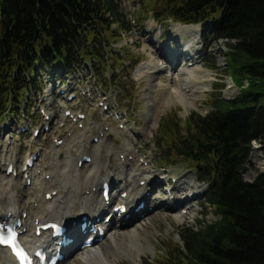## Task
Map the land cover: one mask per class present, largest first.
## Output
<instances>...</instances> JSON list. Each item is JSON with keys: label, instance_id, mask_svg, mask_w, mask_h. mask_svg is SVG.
I'll use <instances>...</instances> for the list:
<instances>
[{"label": "trees", "instance_id": "trees-1", "mask_svg": "<svg viewBox=\"0 0 264 264\" xmlns=\"http://www.w3.org/2000/svg\"><path fill=\"white\" fill-rule=\"evenodd\" d=\"M142 1L140 20L151 13L158 23L210 24L238 90L224 99L215 84L204 116L191 113L183 125L167 117L159 126L165 162L184 161L207 185L214 216L182 228L162 264H264V171L242 179L252 142L264 156V0ZM130 28L116 0H0V121L31 104L40 68L96 61L106 70L112 41Z\"/></svg>", "mask_w": 264, "mask_h": 264}, {"label": "rangeland", "instance_id": "rangeland-1", "mask_svg": "<svg viewBox=\"0 0 264 264\" xmlns=\"http://www.w3.org/2000/svg\"><path fill=\"white\" fill-rule=\"evenodd\" d=\"M116 1L120 12L130 22L131 30L126 34H122L118 42L112 41V52L106 57L108 63L106 70L101 71L102 68L96 64V61H93L94 67L92 64H88V67L92 71L95 69L98 73L101 72L99 73L101 77L96 75V71H93L92 76L88 69L85 73L84 66H81L76 71V73L79 72L78 77L86 85L93 87L94 93L92 97L97 98L94 101L90 98L85 101L80 100L78 104L76 101L72 103L75 107L74 111H81L85 114V120L79 121V123H82V128H78L77 124L72 122L70 118L62 117L63 109L71 108L72 104L67 105L64 101L60 100L56 104L50 103L48 105L49 110H47L42 97H40L42 101L36 99L34 103L30 100V105H25L24 103V108L18 113L20 115L18 123H16V117L10 119L6 116V118L4 117L0 121V160L3 159V168L7 165V159L10 154L17 155L16 165L20 167L28 155L38 151L40 155L34 163L35 167L40 168L42 174L47 172L43 176L55 182L57 178L60 179L61 177L60 172L64 170L65 159H76L83 153L90 155L89 150H94L100 151L97 155L95 153V156L98 157L97 159H99L98 162L100 164L105 165L102 167L103 165L101 164L100 170L102 174L100 175L99 182L104 179L102 177H108V173H111V179L113 175H120L117 169L119 163L123 162V158L128 159L129 162L133 160L137 166L148 168L150 172H156L157 177H161L160 179H173V181H169L170 188L175 185L174 180L177 179L183 185H186L192 179L197 181L198 176L188 168V165L184 161L176 160L174 164H167L165 162L166 158L164 157L169 153V149L165 147L163 142H161V147H157L158 131L160 124L167 117H171L183 125L191 113L204 116L209 110V96L215 84L223 85L222 97L224 99L233 98L238 94L237 88L232 84L230 85L229 78L225 76L224 46L221 43L212 42L213 34L209 31L210 24L206 27L205 33H202L200 28V41H198L197 45L203 51L201 65L205 70L201 68L197 71L201 75V73H206V70H208L214 75V79L211 83L207 84L205 89L208 91L193 102L190 101L188 106H183L178 101L174 104L166 103V101H169L166 100L167 90L171 91L172 95L175 96L174 94L179 93L182 88L178 85L177 78L173 73L174 69L166 61L168 60V56L166 58L160 57L157 48L163 50V45L168 44L171 46L170 50H175V46L178 44L182 46L189 41L188 44L192 45L195 41L188 39L187 35L182 36L175 33L171 29V25L174 23L169 24L170 20L167 23H158L153 19V14L151 13L146 17L147 19L145 18V21L144 18L140 20L142 0ZM112 29H115V26ZM151 58L158 59L157 61L165 67L162 72L150 79V82L152 80V84L159 83L158 87L154 90L150 87V82H136V70L140 65L148 63ZM209 78L210 80L212 79L211 77ZM41 80L44 79L41 78ZM157 90L166 91L160 97H156L153 95V91L157 94ZM50 98L54 99V95H51ZM99 102L107 105L105 112H102V109L98 107ZM41 107L46 109L50 120L45 121L43 117H40V125L42 127L48 126V130H41L40 135L35 139L30 137L31 129L29 132L27 131L25 134L20 135L19 128L24 127L25 129H29L30 121L27 119V116H30V114L28 113H32V121H37V109ZM151 107L154 108L153 111ZM27 110L29 111L28 113ZM149 110H151L152 118H154L150 122L148 118ZM110 111H115L116 115L111 116L109 114ZM120 124L124 126V129L119 128ZM95 136L98 138V142L92 141ZM56 138L63 140L60 146L55 145L54 139ZM78 144L83 145L82 151ZM52 150L57 151L58 155H56V159L58 160V167L55 166V162L52 166L53 168L44 169L46 165L51 164L49 153ZM125 150L130 153L129 157L125 154ZM103 157H107L106 160ZM89 165L90 163L83 165L82 172L84 174L87 173ZM244 169L242 179L247 182L253 181L258 173L264 171V156L260 142L251 143L247 155V165ZM43 176H40L37 172V175H34L32 178V183L28 186L26 185L28 194L20 197V203L25 205L26 208L29 207L32 199H41L43 193L38 192L35 185L41 182ZM20 181L25 185L24 180ZM72 181H76L79 185L81 183V186L84 188L87 185L82 180L79 183L77 179H72ZM166 184L167 182L159 187L158 190H166L168 188ZM199 185L204 188L202 208L199 211L195 210L187 217L177 219L176 221L174 218H178L180 215V208L172 214L166 212L164 209H159L148 213L143 218L142 221L146 223L144 225L146 234L144 242L139 239H137V242L139 241L142 245L146 244L149 249L141 255L140 264H162L168 253H172L176 247H179V232L182 228H196L199 224L204 222L210 223L214 220L213 210L205 204L208 188L204 184ZM51 190V187L46 189L48 192ZM81 190L79 191L81 192ZM80 192L75 191V193ZM64 196L66 197V191H64ZM156 196L153 194L149 195L151 203L159 201ZM195 204L194 201H190L188 205L184 204L182 207ZM23 241L26 242L25 239ZM0 254V260H2L4 256L2 253ZM118 263L131 264L125 258H121Z\"/></svg>", "mask_w": 264, "mask_h": 264}, {"label": "bare ground", "instance_id": "bare-ground-1", "mask_svg": "<svg viewBox=\"0 0 264 264\" xmlns=\"http://www.w3.org/2000/svg\"><path fill=\"white\" fill-rule=\"evenodd\" d=\"M171 29L174 30L175 33L182 36L187 35L188 39L195 41L192 45L188 44L189 41L182 46L179 44L177 46L173 45L176 47L175 50H170L171 46L168 44L163 45V50L157 48L160 57L166 58V56H168V60L166 61L174 69L173 73L177 78L178 85L182 88L179 93L174 94L175 96L172 95L171 91L164 90L167 93L166 100H169L166 101V103L169 102V104H174L178 101L182 103L181 105L188 106L190 101L193 102L196 98L208 91L205 88L207 84L211 83L214 79V75L208 70H206V73H201V75L197 71L201 68L203 69L201 65L203 51L197 45L198 41H200V26L172 24ZM181 57L182 59H180ZM157 60L151 58L148 63H144L138 67L136 70L137 83H149L151 78L165 69ZM209 77L212 79L210 80ZM158 84L159 83L152 84V80L149 83L153 90L158 87ZM164 91L157 90V94L153 91V95L160 97L161 94L165 93ZM151 109L153 111L154 108L151 107ZM150 111L151 110L148 112L149 122L154 120ZM78 146L82 151L83 145L78 144ZM124 152L128 157L130 156L127 150ZM95 153L97 155L100 151L89 150L90 155L87 156L91 158V162L86 174L82 172L83 164L78 168V162L81 160L80 158L85 155L84 153L76 159H65L64 163H66L64 170L60 172L61 177L60 179L57 178L55 182H52L51 179L46 180L43 175H46L47 172L42 174V170L38 167H34L33 169L32 166L24 169V163L21 164L20 167V169H23V172L22 170L19 173L16 172L15 178L12 177L13 175L6 176L5 173L0 174V216H8L9 220L12 222L20 219L22 222L20 230L22 231V237L25 239V244L28 248L35 250L37 247H42L44 244H46V247H48L47 249L51 251L57 248V243H55L56 240L48 243L49 235L47 232H42L38 238L34 236L35 228L38 225H43L45 222L51 221L70 224L75 221L77 217L84 215L89 216L92 221H95L100 211L107 208L100 196L98 187H100L103 182H107L106 180L111 179L112 175L111 173H108V177L103 175L104 177L102 178L104 179L99 182L100 175L102 174L100 167L103 164L101 163V165L98 162L99 159H97L98 157L95 156ZM56 155L58 154L55 150L49 153V161L51 164L46 165L44 169H50L55 162V166L58 167ZM16 156L15 154H10L7 159L9 162L8 164L16 165ZM3 163V159H1L0 167H2ZM104 166L105 165L102 167ZM6 168L7 165L5 166V170ZM37 172L40 176H43V179L35 186L37 187V191L43 193V195L39 200L32 199L29 203V207L26 208L25 205L20 203V197L24 194L27 195L28 189L20 180H23L25 177L26 179L33 178L34 175H37ZM117 172L120 175H113L112 178L113 182L114 180L118 182L114 185L115 187L111 194V200L115 201L113 206L124 204L125 207H127V211L119 217L113 215L112 224L110 223L106 228L104 236L96 245L84 249L77 247L70 250L68 257L61 264H119L118 262L121 258L127 259L131 264H140L141 255L149 249L146 244L142 245L139 241L137 242V239L144 242V236L146 234L144 225L146 223L142 220L148 214V207L152 209L151 213L159 209H164L171 214L180 208V215L178 218H174L175 221L187 217L195 210L199 211L200 208H202L201 204L204 188L200 185L198 187L195 186L198 179L197 181L192 179L186 185H183L180 183V180L177 179L173 187H169L166 190H158L159 187L168 181L167 178L160 179L161 177H157L156 172H150L148 168L137 166L133 160L129 162V160L125 158H123L122 163H119ZM139 177L141 179H137ZM72 179H77L78 183L82 180L87 185L84 188L81 186V183L79 185L76 181H72ZM140 181L145 182L143 186L139 185ZM49 187L52 188L50 192L46 191ZM80 189H82L81 192L79 191ZM115 189H117V192ZM63 190L66 191V197L64 196ZM75 191L80 193H75ZM148 191H156L154 195H157L156 198H158L159 201L151 203L150 198L146 196ZM98 193L100 200L98 198ZM120 193H125L126 197L122 198ZM47 194L50 195V199L46 200L45 196ZM190 201H194L196 204L182 207L184 204L188 205ZM139 203H143L145 206L136 212ZM113 206L110 208L112 209ZM126 214H130L131 217L129 220H125L124 218ZM90 216L94 217L91 218ZM93 225L97 226V223ZM31 232L33 233L32 235ZM70 232L75 234L72 235L74 239H77V236L80 235L76 228H71ZM0 253L4 256L2 257L3 259L0 260V264H15L7 249L0 248Z\"/></svg>", "mask_w": 264, "mask_h": 264}, {"label": "snow or ice", "instance_id": "snow-or-ice-1", "mask_svg": "<svg viewBox=\"0 0 264 264\" xmlns=\"http://www.w3.org/2000/svg\"><path fill=\"white\" fill-rule=\"evenodd\" d=\"M0 243H4V240L2 238H0Z\"/></svg>", "mask_w": 264, "mask_h": 264}]
</instances>
